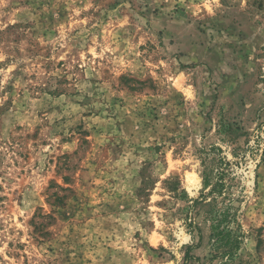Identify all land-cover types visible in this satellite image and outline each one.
Wrapping results in <instances>:
<instances>
[{"label":"rangeland","instance_id":"374dc122","mask_svg":"<svg viewBox=\"0 0 264 264\" xmlns=\"http://www.w3.org/2000/svg\"><path fill=\"white\" fill-rule=\"evenodd\" d=\"M0 264H264V0H0Z\"/></svg>","mask_w":264,"mask_h":264},{"label":"trees","instance_id":"16d2710c","mask_svg":"<svg viewBox=\"0 0 264 264\" xmlns=\"http://www.w3.org/2000/svg\"><path fill=\"white\" fill-rule=\"evenodd\" d=\"M221 164H224L226 167L229 166L230 164L225 160V158H222ZM218 171V174L216 175V183L213 184V180L210 177L205 176L204 178V189H210L209 192H203L201 194V197L197 200H194V203L192 206H197L201 202H205L207 197L210 195L217 194L218 196L224 191V188L226 187V183H224V177L225 173L222 167ZM225 169V168H224ZM216 195V196H217ZM208 218L206 217V220H217L218 221V226L227 219V213L223 212L220 208H218L217 203L215 206L212 208L210 212H208ZM227 234H230V232H227Z\"/></svg>","mask_w":264,"mask_h":264}]
</instances>
